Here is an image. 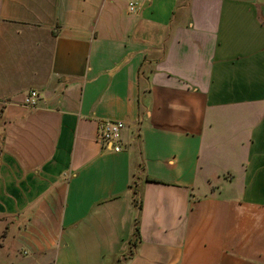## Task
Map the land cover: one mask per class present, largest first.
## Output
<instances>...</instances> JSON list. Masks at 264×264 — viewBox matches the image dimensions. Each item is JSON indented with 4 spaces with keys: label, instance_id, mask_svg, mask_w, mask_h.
Listing matches in <instances>:
<instances>
[{
    "label": "crops",
    "instance_id": "0c3cea01",
    "mask_svg": "<svg viewBox=\"0 0 264 264\" xmlns=\"http://www.w3.org/2000/svg\"><path fill=\"white\" fill-rule=\"evenodd\" d=\"M0 264H264V0H0Z\"/></svg>",
    "mask_w": 264,
    "mask_h": 264
},
{
    "label": "built area",
    "instance_id": "2783aa9c",
    "mask_svg": "<svg viewBox=\"0 0 264 264\" xmlns=\"http://www.w3.org/2000/svg\"><path fill=\"white\" fill-rule=\"evenodd\" d=\"M131 3L128 4V9L131 10ZM36 92L31 90L27 93L24 100L26 104L31 106L35 103ZM124 127L121 121L102 120L98 123L96 138L101 147H109V150L117 152L121 149L120 132Z\"/></svg>",
    "mask_w": 264,
    "mask_h": 264
},
{
    "label": "trees",
    "instance_id": "16d2710c",
    "mask_svg": "<svg viewBox=\"0 0 264 264\" xmlns=\"http://www.w3.org/2000/svg\"><path fill=\"white\" fill-rule=\"evenodd\" d=\"M139 238V228H138V217L134 219V226H133V238L130 240V245H134L136 240Z\"/></svg>",
    "mask_w": 264,
    "mask_h": 264
}]
</instances>
